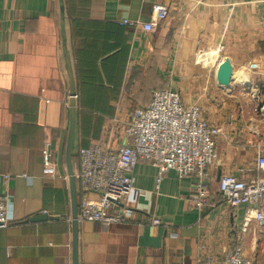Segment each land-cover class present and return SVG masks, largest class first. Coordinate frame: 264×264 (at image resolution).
Masks as SVG:
<instances>
[{"label":"crops","instance_id":"0c3cea01","mask_svg":"<svg viewBox=\"0 0 264 264\" xmlns=\"http://www.w3.org/2000/svg\"><path fill=\"white\" fill-rule=\"evenodd\" d=\"M161 5L169 16L154 31L120 23L150 22ZM62 14L76 89L75 175L79 149L125 142L130 113L161 87L179 91L187 105L200 103L223 131L211 167L212 206L190 205L194 176L171 168L158 184L157 167L141 161L125 205L131 217L109 226L79 223V264H201L238 244L264 264V229L252 222L243 231L246 206L225 205L218 193L226 171L244 180L258 174L253 144L264 125L254 109L264 99V0H0V194L10 221L0 229V264H73ZM221 42V56L234 67L229 85L216 78ZM76 188L79 203L77 180ZM41 214L48 217L30 220Z\"/></svg>","mask_w":264,"mask_h":264},{"label":"built area","instance_id":"2783aa9c","mask_svg":"<svg viewBox=\"0 0 264 264\" xmlns=\"http://www.w3.org/2000/svg\"><path fill=\"white\" fill-rule=\"evenodd\" d=\"M168 16V7L161 5L156 18L150 22L124 18L120 23L151 32ZM217 50L221 61L225 60L227 57L221 55L226 50V43H219ZM254 111L264 125V99L258 101ZM222 132L218 123L204 115L200 103L185 104L182 94L169 87L155 90L149 102L130 113L125 142L113 146L102 140L79 149L81 167L75 175L82 194L78 203L79 223L92 221L109 226L127 221L131 214L125 205L134 188L133 171L141 161L157 167L158 184L171 168L176 169L180 177L194 176L196 180L189 196L190 205L200 211L212 206L211 167L219 160L217 141ZM257 136L259 139L253 145L254 170L258 174L244 180L226 171L218 180L221 203L246 206L243 231L252 222H257L264 229V130L262 134L258 131ZM91 191L99 196L89 198L87 193ZM9 223L7 201L0 194V229ZM153 223L158 224L160 220L153 218ZM201 264L256 262L246 256L238 244L228 248L223 259L208 255Z\"/></svg>","mask_w":264,"mask_h":264},{"label":"water","instance_id":"95a60500","mask_svg":"<svg viewBox=\"0 0 264 264\" xmlns=\"http://www.w3.org/2000/svg\"><path fill=\"white\" fill-rule=\"evenodd\" d=\"M63 3V0H61ZM62 30L64 36V51L65 58L69 68L71 89H70V127L68 134V144H67V161L69 165L70 179L72 185V196H73V264H79V221H78V202H77V192H76V177L72 167V148L73 139L76 127V89L73 78V71L71 60L67 48V35L65 32L64 25V14H62ZM234 72L233 64L230 58H225L223 62L219 65L216 73V78L219 84L229 85L232 80V75ZM48 215L41 214L30 218V220L46 219Z\"/></svg>","mask_w":264,"mask_h":264}]
</instances>
